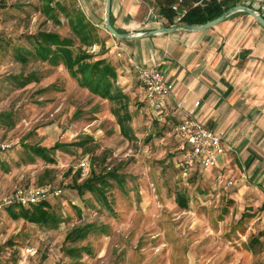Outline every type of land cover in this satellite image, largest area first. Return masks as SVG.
<instances>
[{"label":"rangeland","instance_id":"374dc122","mask_svg":"<svg viewBox=\"0 0 264 264\" xmlns=\"http://www.w3.org/2000/svg\"><path fill=\"white\" fill-rule=\"evenodd\" d=\"M43 4L0 0V115H10L3 119L14 123L9 130L0 120V141L12 144L0 154V197L14 188H59L62 195L50 198L49 204L62 221L56 229H43L2 212L0 264H243L239 250L246 239L235 233L236 218L242 211L264 226V202L231 209L227 193L211 177L183 176L176 167L182 157L178 122L147 105L135 73L133 84L124 89L132 129V139H126L113 115L114 104L80 88L62 65L27 55L26 63L19 61L16 48L32 50L29 38L38 32L71 36L61 16L64 25L43 14ZM83 49L95 52L93 47ZM30 73L37 81L18 87L13 78ZM56 143L68 146L51 152V161L30 150ZM78 168L82 175L77 179ZM91 168L114 171L124 180L119 186L108 179L104 198L110 210L71 187L86 179ZM178 193L186 199L185 209L175 203ZM86 225L94 229L84 240H65L72 229ZM224 227L231 229L226 235ZM69 247L86 251L75 258L67 253ZM27 248L33 253L27 255ZM261 261L258 254L249 264Z\"/></svg>","mask_w":264,"mask_h":264},{"label":"crops","instance_id":"0c3cea01","mask_svg":"<svg viewBox=\"0 0 264 264\" xmlns=\"http://www.w3.org/2000/svg\"><path fill=\"white\" fill-rule=\"evenodd\" d=\"M62 1L68 4V0ZM174 1L110 0V23L121 34L129 33L131 25L145 32L171 27L173 22L164 14L178 3ZM234 1L264 17V0ZM105 2L74 0V5L96 30L97 42L92 46L95 59H106L115 67L116 84L122 93L133 84L134 73L138 79V69L160 71L172 89L158 114L178 125L190 117L206 129L224 133L225 152L218 168L203 173L196 166L187 175L180 173L185 177H211L216 186L215 177L223 173L233 185L218 184V188L227 193L229 203H233L231 209L263 203L264 30L251 17L238 12L204 32H174L137 41H119L104 28ZM178 10L185 13L181 4ZM60 16L68 27L67 19ZM58 21L64 25L59 17ZM243 51L246 53L240 58ZM178 136L182 140L179 150L183 156L181 147L185 139ZM230 215L231 212L227 213L225 220ZM249 215L239 212L234 228L237 235L243 234L246 239L239 250L243 264H249L258 254L264 259V226H259L258 219ZM230 231L224 227L225 235Z\"/></svg>","mask_w":264,"mask_h":264},{"label":"trees","instance_id":"16d2710c","mask_svg":"<svg viewBox=\"0 0 264 264\" xmlns=\"http://www.w3.org/2000/svg\"><path fill=\"white\" fill-rule=\"evenodd\" d=\"M42 1L44 2L43 14L54 20V23L61 25L58 21L60 15L67 19L71 36L61 37L56 31L38 32L35 36L29 38L32 50L23 47L16 48L18 60L26 63L25 56L27 55L33 61L48 63L51 66L62 65L80 88L86 89L90 94L114 104L112 111L120 134L126 139H132L131 115L127 106L128 99L116 84L117 73L115 67L106 59H95L93 54H89L83 49V47H92L97 42L96 30L76 9L74 0H68V4L55 0ZM177 1L175 0L173 3L176 4ZM182 5L185 13H182L180 24L198 26L220 17L227 10L236 6V2L234 0H184L181 3ZM168 11L164 15L172 23L176 13L182 10L176 12L169 8ZM76 43L77 46H75ZM13 79L20 88L37 81L34 73H30L28 76L19 75ZM9 117L8 114L0 115L1 123L8 125L10 130L14 127V123L3 119ZM67 146V144L56 143L50 149L30 147V150L35 156L51 161L49 157L51 152L64 149ZM91 165L93 167V164ZM81 175L82 169L78 168L75 176L78 179ZM108 179L116 181L119 186L123 185V178L119 177L114 171L95 172L91 168L86 179L79 184L75 181L71 187L77 192L78 196H83L85 193L93 195L106 209L110 210L111 206L104 198L105 192L111 185ZM49 199L27 207L12 205L4 211L13 220L21 219L43 229H56L62 220L60 214L50 206ZM176 203L181 209L187 206L185 197L182 194L176 195ZM91 229H94V226L86 225L82 228H74L67 234L65 240L75 244L84 240ZM85 249L69 247L67 253L79 258V251H86Z\"/></svg>","mask_w":264,"mask_h":264},{"label":"built area","instance_id":"2783aa9c","mask_svg":"<svg viewBox=\"0 0 264 264\" xmlns=\"http://www.w3.org/2000/svg\"><path fill=\"white\" fill-rule=\"evenodd\" d=\"M183 1L178 0L172 10L177 11L178 5ZM130 29V32H136L140 27L131 25ZM138 80L144 90L145 102L152 110L158 112L163 107L164 99L171 94L172 85L165 80V75L162 72L153 69H138ZM177 133L185 139L181 147L182 159L176 164L177 169L183 175H187L196 166L202 172H209L219 167L220 157L225 152L223 132L206 129L193 118L187 117L177 126ZM11 147L10 142L0 141V154L7 152ZM81 166L83 167L84 164ZM215 181L217 184H224L225 187L233 185L231 180L225 179L223 173H219L215 177ZM62 192L61 189L50 185L28 189L14 188L8 194L0 197V213L12 205L27 207L49 198H58ZM25 253L32 254L33 249L27 248Z\"/></svg>","mask_w":264,"mask_h":264},{"label":"water","instance_id":"95a60500","mask_svg":"<svg viewBox=\"0 0 264 264\" xmlns=\"http://www.w3.org/2000/svg\"><path fill=\"white\" fill-rule=\"evenodd\" d=\"M244 13L251 17L256 24L264 30V17L257 11L244 6V5H236L229 10H227L225 13H223L220 17L209 21L203 25H198V26H188V25H183L180 24V19L182 17V11H179L176 13V17L173 20V26L171 27H163L159 28L157 30H152V31H136V32H129L126 34H121L118 33L111 25L110 23V0H106L105 2V15H104V28L105 30L116 40L119 41H137L140 39L148 38V37H153L157 35H165V34H170L174 32H204L210 28H213L220 23L224 22L227 20L229 17L234 15L235 13ZM246 52L243 51L240 53L239 57L243 58L244 54Z\"/></svg>","mask_w":264,"mask_h":264}]
</instances>
